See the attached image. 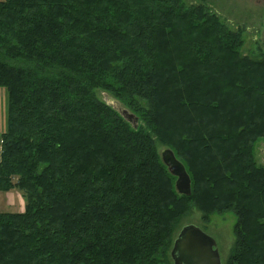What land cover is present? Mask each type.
Masks as SVG:
<instances>
[{
  "label": "trees",
  "instance_id": "trees-1",
  "mask_svg": "<svg viewBox=\"0 0 264 264\" xmlns=\"http://www.w3.org/2000/svg\"><path fill=\"white\" fill-rule=\"evenodd\" d=\"M235 36L183 0H0V192L16 189L24 201L20 213L0 212V264H166L177 205L195 193L223 211L235 206L226 264H264V167L248 146L264 108L248 103L243 126L221 107L229 99L225 61L237 63ZM243 65L229 67L231 80L241 78L233 94L260 67ZM98 92L148 131L138 121L134 129ZM161 127L184 149L174 156L190 196L169 184L156 154L150 134L163 140Z\"/></svg>",
  "mask_w": 264,
  "mask_h": 264
},
{
  "label": "rangeland",
  "instance_id": "rangeland-1",
  "mask_svg": "<svg viewBox=\"0 0 264 264\" xmlns=\"http://www.w3.org/2000/svg\"><path fill=\"white\" fill-rule=\"evenodd\" d=\"M187 6H196L201 5L204 6L207 12L214 15L219 22L224 25L226 30L229 32H235L237 33V36H235V39L237 40V53H236V65L244 66L243 64L246 63H255L259 65L257 69H252V73L249 71L250 74L247 75V77H243L242 80L243 83H241L240 87V93L233 94L231 93L232 84L236 86V81L239 79L231 80V69L229 67L237 68L235 64L230 62L231 60L225 61V68L226 71L224 72L228 80L223 84L224 91L223 95L228 96L229 99H223L221 107L226 108L228 114H234L233 117L236 119V122L239 124H242L245 126V123H242L240 121L246 122V120L243 119V115L245 113L244 107L251 102L249 106H252V102L255 101L256 104H258V101H260L261 104H259L260 107L264 108V100L257 98L256 94L261 93L264 94V86H259V83H264V0H183ZM208 45L209 50L211 52L216 51L215 42H214V35L213 32L208 33ZM217 52V51H216ZM212 53V54H213ZM211 56V55H210ZM209 56V57H210ZM214 61L223 62L224 60L220 58H215ZM238 72L244 71L245 69H235ZM254 79V80H253ZM255 81L254 84H250V82ZM254 87V88H253ZM229 89V90H228ZM253 91H256V93H253ZM252 93V94H251ZM232 94V95H231ZM253 96V97H252ZM97 97L108 104L110 107L114 109H124L131 113L128 108L122 106L114 97L111 95L104 93V92H98ZM249 99V100H248ZM210 104H213V100L209 101ZM246 104H245V103ZM194 104V103H193ZM194 107H196V104H194ZM218 109L219 106H216ZM261 110V109H260ZM142 111V110H141ZM255 113V116H257V112L253 110ZM262 112L264 110H261ZM143 112V111H142ZM162 117V115L165 114L166 110L162 111V109L159 111ZM180 115H182L180 112H178ZM6 114H7V92L4 87H0V135L5 131L6 128ZM177 115V114H176ZM202 116V114H201ZM179 119V117H178ZM203 123H205L204 119ZM139 125L141 128L144 129V131H148L146 129V122L144 123L141 118H139ZM166 122V121H165ZM163 121V123H165ZM171 122V128L173 126V120H170ZM179 123V122H177ZM245 124V125H244ZM163 126V125H162ZM206 126H208V123H206ZM248 127V126H247ZM162 129V127H161ZM177 129V128H176ZM167 129H162L163 132V140L160 139V137L157 136V134H150L154 137V143H155V150L156 154L159 155L160 151L164 148H169L172 150L173 153H179L184 157L183 148L181 147L176 139L171 138L169 133L166 131ZM150 133V132H149ZM175 133H173L174 135ZM258 135L250 137L248 146L251 158L255 165L257 166H263L264 167V126L260 127L259 133H256ZM162 140V141H161ZM184 141L179 138V141ZM192 139V143H196V141ZM171 144H170V143ZM189 143V142H188ZM197 144V143H196ZM1 145V142H0ZM237 152V151H236ZM191 155H195L198 159V164L201 166L204 164V157L202 155L197 156L196 151L192 148L191 151H189ZM212 154V153H211ZM240 155V154H238ZM160 157V155H159ZM209 157V155H208ZM187 160V159H186ZM204 166V165H203ZM175 177L172 175L168 177L169 184L174 187L175 185ZM207 177L204 178L202 181L206 182ZM211 184L209 183V186ZM216 189L219 192H223L225 195L226 188L225 185L217 182ZM212 187V186H211ZM175 188V187H174ZM176 191V190H175ZM207 197L206 199H203L201 195L193 194L191 197V200L185 201L181 200L179 202V214L177 218L175 219L176 222L173 223L172 227V241L177 235L179 229L184 225H195L199 227L203 232L211 236L215 243L216 248L219 253V258L222 264H226L227 260L230 257V254L234 250V245L236 241L235 236V224L237 222V217L233 212V208L235 207L234 204H232L226 211L220 210L221 208V202H216L215 198H210L209 195H205ZM219 197V196H218ZM24 205V201L21 197V194L16 189H11L6 192H0V212H9V213H16L20 206ZM249 238H251L249 236ZM171 241V246H172ZM170 246V248H171ZM246 258V257H245ZM243 260L242 264H246ZM166 264H172L171 259L169 258L168 253V260Z\"/></svg>",
  "mask_w": 264,
  "mask_h": 264
},
{
  "label": "water",
  "instance_id": "water-1",
  "mask_svg": "<svg viewBox=\"0 0 264 264\" xmlns=\"http://www.w3.org/2000/svg\"><path fill=\"white\" fill-rule=\"evenodd\" d=\"M114 110L136 129L138 119L132 113L124 109ZM159 155L169 174L176 179L174 185L176 192L179 195L190 196V178L183 164L169 148L162 149ZM169 258L172 264H222L214 239L192 224L179 229L172 241Z\"/></svg>",
  "mask_w": 264,
  "mask_h": 264
},
{
  "label": "crops",
  "instance_id": "crops-1",
  "mask_svg": "<svg viewBox=\"0 0 264 264\" xmlns=\"http://www.w3.org/2000/svg\"><path fill=\"white\" fill-rule=\"evenodd\" d=\"M22 211H23V206L21 205V206L19 207V209L17 210V212L20 213V212H22Z\"/></svg>",
  "mask_w": 264,
  "mask_h": 264
}]
</instances>
